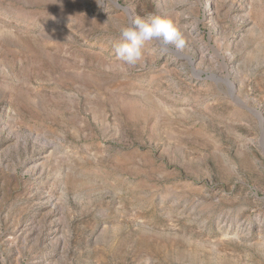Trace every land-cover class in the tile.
Returning a JSON list of instances; mask_svg holds the SVG:
<instances>
[{
  "label": "rangeland",
  "instance_id": "rangeland-1",
  "mask_svg": "<svg viewBox=\"0 0 264 264\" xmlns=\"http://www.w3.org/2000/svg\"><path fill=\"white\" fill-rule=\"evenodd\" d=\"M205 1L0 0V264H264V0Z\"/></svg>",
  "mask_w": 264,
  "mask_h": 264
},
{
  "label": "clouds",
  "instance_id": "clouds-1",
  "mask_svg": "<svg viewBox=\"0 0 264 264\" xmlns=\"http://www.w3.org/2000/svg\"><path fill=\"white\" fill-rule=\"evenodd\" d=\"M121 37L116 54L129 65H135L141 59L147 41L161 40L165 45H174L177 50L185 45L180 27L173 19L153 14L135 18L130 26L121 29ZM142 264H153L152 258L145 257Z\"/></svg>",
  "mask_w": 264,
  "mask_h": 264
},
{
  "label": "bare ground",
  "instance_id": "bare-ground-1",
  "mask_svg": "<svg viewBox=\"0 0 264 264\" xmlns=\"http://www.w3.org/2000/svg\"><path fill=\"white\" fill-rule=\"evenodd\" d=\"M207 3H208V6H207ZM205 5H206L207 7H210V8L212 9V6H213V2H212V0H206V1H205Z\"/></svg>",
  "mask_w": 264,
  "mask_h": 264
},
{
  "label": "water",
  "instance_id": "water-1",
  "mask_svg": "<svg viewBox=\"0 0 264 264\" xmlns=\"http://www.w3.org/2000/svg\"><path fill=\"white\" fill-rule=\"evenodd\" d=\"M262 132H263V135H264V129L262 130Z\"/></svg>",
  "mask_w": 264,
  "mask_h": 264
}]
</instances>
